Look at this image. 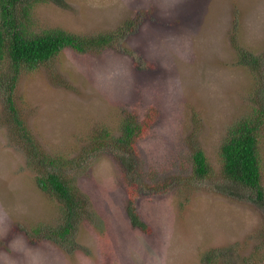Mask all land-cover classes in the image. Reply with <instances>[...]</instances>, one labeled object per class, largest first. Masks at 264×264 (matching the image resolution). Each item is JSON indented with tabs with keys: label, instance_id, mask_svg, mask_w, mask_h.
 Wrapping results in <instances>:
<instances>
[{
	"label": "rangeland",
	"instance_id": "rangeland-1",
	"mask_svg": "<svg viewBox=\"0 0 264 264\" xmlns=\"http://www.w3.org/2000/svg\"><path fill=\"white\" fill-rule=\"evenodd\" d=\"M64 3L35 5L30 29L125 34L102 50L65 48L20 74L21 114L46 150L71 157L88 154L96 128L115 130L127 112L137 114L149 124L137 148L150 187L126 179L113 147L90 153L70 174L90 197L93 217L79 224L69 247L45 238L64 218L62 205L36 185L37 168L16 143L1 87L0 264H212V251L223 253L215 264H264V206L243 198L245 189L225 186L221 172L229 127L264 86L237 60L239 47L264 54V0ZM195 147L214 176L192 177ZM259 147L264 187V130ZM130 197L147 231L132 225Z\"/></svg>",
	"mask_w": 264,
	"mask_h": 264
},
{
	"label": "trees",
	"instance_id": "trees-1",
	"mask_svg": "<svg viewBox=\"0 0 264 264\" xmlns=\"http://www.w3.org/2000/svg\"><path fill=\"white\" fill-rule=\"evenodd\" d=\"M49 2L65 5L64 0H0V57L8 69L2 67L0 88L4 87L2 98L5 116L15 122L13 129L19 137L16 143L20 146L25 144L28 158L37 168L36 185L42 192L55 197L62 205L64 218L57 226L48 227L44 237L60 246L69 247L74 244L79 224L93 217V209H90L89 204L90 197L81 191L70 170L75 164L84 162L90 153L108 151L113 147L126 179L129 181L134 175L138 180L136 184L141 183L150 187V184L144 183L137 148L141 134L148 129L144 126L148 123H141V119L137 118L138 115L129 111L128 115L124 116L122 124L115 130L108 127L96 128L90 137L91 148H87L88 154L77 157L64 153H50L40 144L38 137L30 131L19 108L17 87L20 74L49 64L65 48L83 53L102 50L111 43L113 45L116 38H121L125 34L123 30H119L109 35L100 34L99 37H96L98 35L83 36L63 28L35 33L30 29L28 22L32 9L37 4ZM237 60L258 85H264V54L239 47ZM254 93L250 111L232 123L222 143L221 172L222 178L225 179V186L228 183L240 192L242 191L240 188L245 189L248 194H245L243 198L251 199L257 205L264 206L259 147L264 130V86L255 89ZM118 129L120 133L117 135ZM188 167L195 180L206 179L215 174L213 166L201 147L193 148ZM156 186H158L157 183ZM130 198L128 213L132 225L141 231H147L148 225L141 219L135 199ZM33 231L40 234L42 228L35 225ZM209 255L212 256H208V261L215 264L213 259L223 253L212 251Z\"/></svg>",
	"mask_w": 264,
	"mask_h": 264
}]
</instances>
